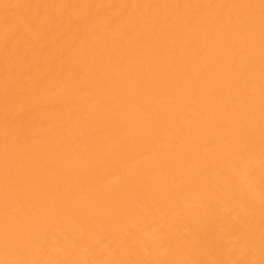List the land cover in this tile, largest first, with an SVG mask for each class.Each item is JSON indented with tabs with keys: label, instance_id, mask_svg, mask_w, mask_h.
I'll return each instance as SVG.
<instances>
[{
	"label": "bare ground",
	"instance_id": "6f19581e",
	"mask_svg": "<svg viewBox=\"0 0 264 264\" xmlns=\"http://www.w3.org/2000/svg\"><path fill=\"white\" fill-rule=\"evenodd\" d=\"M0 264H264V0H0Z\"/></svg>",
	"mask_w": 264,
	"mask_h": 264
}]
</instances>
